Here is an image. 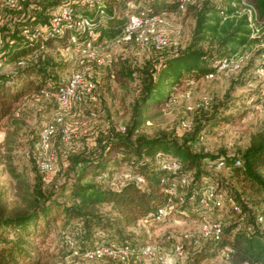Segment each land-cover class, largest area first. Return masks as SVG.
Instances as JSON below:
<instances>
[{
	"label": "trees",
	"instance_id": "trees-1",
	"mask_svg": "<svg viewBox=\"0 0 264 264\" xmlns=\"http://www.w3.org/2000/svg\"><path fill=\"white\" fill-rule=\"evenodd\" d=\"M232 1L203 0L201 4L187 6L196 13L191 42L184 48L163 52L158 58L159 67L144 72L142 95L125 131L100 138L96 151L89 156L88 151L70 154L67 164L76 173L72 181L61 186L59 194L45 189L44 171L38 170L25 209L8 212L0 197V264H47L46 258L52 254L42 245L58 224L67 238L69 254L79 250L74 257L87 264H143V247L152 241L142 231L153 223L165 222L175 213L203 217L199 212L205 207L201 199L210 186L226 194L222 207L210 206L214 212H221L213 217L222 222V238H203L205 243L190 264H205L227 246L233 248L228 259L231 264H264V229L258 223V216L264 215V130L254 133L246 148L232 154L224 149L217 153L195 149L196 143L205 137L202 130L206 123L215 127L238 119L231 113L224 115L229 110L225 106L223 113L219 115L216 111L207 116L205 123L189 129L190 133L181 138L166 131L152 137L137 133L151 118L145 113L168 102L175 87L187 79L217 74L225 59L255 43L246 17L235 14ZM250 1L264 18V0ZM64 3L95 22L98 35L93 40L95 46L120 37L127 26L128 13L150 17L182 11L181 0H101L93 5L80 0H18L13 6H6L5 15L11 14L12 21L3 22L0 29V122L15 110L20 112L18 106L23 98L42 97L41 89H57L66 82L52 72L57 63L39 57L41 50L57 45L80 52L91 38L74 26L65 33L52 28L53 12ZM101 9L106 12L105 18L100 15ZM13 11L18 12L16 17ZM262 53L264 48H258L256 57L250 58L249 76L264 62ZM10 63H15V69L3 72L2 68ZM248 80L251 84V76ZM50 101L60 107L58 101ZM212 108V103L207 108L202 106L206 113ZM58 134L65 136L62 125L52 139ZM171 162L179 164L176 171L165 167V163ZM215 169L226 171L230 179L240 184L242 193L248 192L249 198H255V203L245 201L236 189L221 183ZM121 172L133 178L115 183ZM136 176L144 178V182ZM64 194H68L70 201L61 200ZM103 205H109L110 209L100 210ZM160 209L168 211L162 220L157 219ZM223 212L231 213L229 217L233 219L227 221ZM10 232L15 237H10ZM102 246H128L127 259L114 255L102 259L84 257L86 250Z\"/></svg>",
	"mask_w": 264,
	"mask_h": 264
},
{
	"label": "rangeland",
	"instance_id": "rangeland-1",
	"mask_svg": "<svg viewBox=\"0 0 264 264\" xmlns=\"http://www.w3.org/2000/svg\"><path fill=\"white\" fill-rule=\"evenodd\" d=\"M202 1L196 0L200 4ZM6 6L4 0H0V29L3 22L12 21L10 13L5 15ZM12 13L14 17L18 15L15 11ZM195 24L196 13L187 8L180 12L163 14L158 30L168 37L170 44L162 51L151 46L143 47L141 41L136 39L139 34L152 38L145 27L133 40L104 41L96 46L90 55H84L74 49L66 50L57 45L39 52L38 55L43 61L57 63L58 66L53 67L52 72L60 81H67L74 73L82 72L88 81L94 83V90L86 93L80 89L70 105L60 107L44 97L28 96L19 103V115L15 110L0 122V197L8 212L25 209L30 200L36 172L41 171L40 159L36 152L42 127L49 123L54 125L55 131L58 126L64 127L65 136L58 134L52 139L55 169L43 172L45 189L55 190L59 194L61 186L72 181L76 173L75 169H71L67 164L70 154L88 151L86 156H89L96 151L100 138L110 136L114 132L120 133V128L126 127L142 95L144 72L151 67H159L158 58L172 48L186 47L192 40ZM1 41L0 30V43ZM258 48L256 42L242 48L239 54L247 55L249 59L238 68L230 66L213 77L187 79L175 87L168 102L151 107L145 113L151 118L141 125L137 133L152 137L166 131L181 138L190 133L183 128L184 121L195 129L199 124L206 122L207 116L216 111L220 115L227 106L229 110L224 115L231 113L238 119L222 122L215 127L211 122L206 123L202 130L205 137L196 143L194 148L213 153L224 149L231 154L246 148L250 144L251 136L264 130V103L259 100L264 85L256 72L250 74L252 83L249 84L250 76L247 70L250 61L256 57ZM15 67V63H10L2 70L10 72ZM206 100L213 105L207 113L202 109V103ZM214 172L218 174L221 183L236 189L245 201L255 203V198H249L248 192L242 193L240 184L230 179L226 171L215 169ZM124 177L125 174L121 172L116 176L115 183L122 182ZM61 200L70 201V197L64 194ZM109 209V205L100 207L102 211ZM199 212L203 217L198 214L184 216L175 213L165 222L147 226L142 232L147 239L157 244L158 249L149 258L143 259V264L161 261L169 264L192 263L195 253L205 243L200 235L202 222L205 219H214L215 213L221 215V212H214L210 206L201 208ZM230 214L223 212L227 221L233 219L229 217ZM63 232L60 224L56 225L42 245L43 249L52 254L47 256V264H87L82 258L69 254L70 247L66 244L67 238ZM9 234L10 237H15L14 232ZM175 245L183 247L181 255L175 254ZM205 264L231 262L219 253L205 261Z\"/></svg>",
	"mask_w": 264,
	"mask_h": 264
},
{
	"label": "built area",
	"instance_id": "built-area-1",
	"mask_svg": "<svg viewBox=\"0 0 264 264\" xmlns=\"http://www.w3.org/2000/svg\"><path fill=\"white\" fill-rule=\"evenodd\" d=\"M101 0H80L82 3H88L93 5L95 3H100ZM221 2L223 0H216ZM18 2V0H4V5L13 6ZM196 0H181V9L184 10L189 4L195 3ZM233 6L236 8L235 14L237 16H245L248 22V26L251 30V38L256 42L259 48H264V18L260 16L258 8L250 0H233ZM134 6V4L132 3ZM164 14V13H163ZM156 14L154 16L147 17L144 14H127V26L123 31V34L116 38L114 42H129L134 39L135 35L139 34L143 28H147L148 32L151 34L152 38L142 37L138 35L137 40L141 41L143 47L151 46L155 49H161L169 46V39L167 36L161 34L158 30L159 23L162 22V15ZM100 15L105 18L106 12L104 9L100 10ZM52 28L58 33H65L69 27H76L78 30L87 33L91 36L84 45L81 47V53L84 55H90L96 46L93 44V40L97 38V33L94 30L95 22L88 16L82 13H77L73 11V8L69 4H60L56 10L53 12V17L51 19ZM73 41H76V37H72ZM261 57L264 59V53ZM249 56L237 53L230 59H225L220 67L219 71L228 68L230 66L238 68L242 63H244ZM2 62L0 63V67ZM256 75L262 80L264 85V62L256 70ZM214 74H210L207 77H213ZM83 89L86 93H91L94 90V83L88 81L84 73L76 72L74 73L63 85L57 89L43 88L40 90V95L49 100H56L60 106H68L72 103L73 99L76 97L80 89ZM264 92V90H263ZM264 103V94H263ZM210 101L206 100L202 103V106L208 107ZM17 111V115H19ZM60 120V119H58ZM54 125L49 124L41 129L39 132V140L37 145L36 155L40 159V169L45 172H51L55 169V155L52 153V136L55 132ZM184 129L189 130L192 128L190 124L186 121L182 123ZM121 131H125V127L120 128ZM70 136H68L69 139ZM165 167L176 171L179 168L177 162L165 163ZM131 174L125 175L123 181L132 179ZM138 181L144 182V178L136 176ZM122 181V182H123ZM187 180L184 179V182ZM226 194L224 191L218 190L215 186H210L203 192V197L201 202L205 206L212 207H222L225 202ZM211 202L213 204L211 205ZM167 209H160L157 216L158 220H162L166 217ZM258 223L261 224L264 229V215L260 214L258 216ZM223 232L222 222L214 219H205L201 224L200 235L203 238H213L221 239ZM72 244V241H70ZM158 249L157 244L150 242L143 247L142 256L147 259L151 254L156 253ZM174 252L176 255H181L183 253V247L181 245H175ZM129 253V247H116L111 248L108 246H102L94 249H89L84 252V257L87 259H102L108 255L117 256L121 260H126ZM233 253V248L227 246L221 250V255L224 259H229ZM79 250L75 249L74 255H78ZM155 264H169L167 262H159ZM244 264H249L245 262Z\"/></svg>",
	"mask_w": 264,
	"mask_h": 264
}]
</instances>
